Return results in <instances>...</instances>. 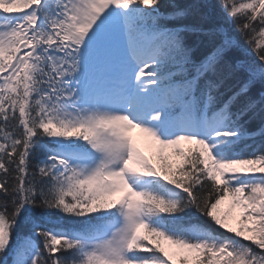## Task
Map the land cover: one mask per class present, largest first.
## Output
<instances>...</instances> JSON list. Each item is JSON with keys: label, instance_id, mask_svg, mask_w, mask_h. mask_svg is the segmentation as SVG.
Returning a JSON list of instances; mask_svg holds the SVG:
<instances>
[{"label": "snow or ice", "instance_id": "obj_1", "mask_svg": "<svg viewBox=\"0 0 264 264\" xmlns=\"http://www.w3.org/2000/svg\"><path fill=\"white\" fill-rule=\"evenodd\" d=\"M0 264H264V0H0Z\"/></svg>", "mask_w": 264, "mask_h": 264}, {"label": "trees", "instance_id": "obj_2", "mask_svg": "<svg viewBox=\"0 0 264 264\" xmlns=\"http://www.w3.org/2000/svg\"><path fill=\"white\" fill-rule=\"evenodd\" d=\"M178 2H180V3H190L191 0H178Z\"/></svg>", "mask_w": 264, "mask_h": 264}]
</instances>
